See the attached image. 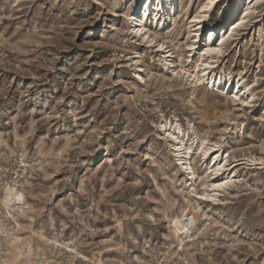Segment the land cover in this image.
I'll use <instances>...</instances> for the list:
<instances>
[{"label":"rangeland","instance_id":"obj_1","mask_svg":"<svg viewBox=\"0 0 264 264\" xmlns=\"http://www.w3.org/2000/svg\"><path fill=\"white\" fill-rule=\"evenodd\" d=\"M204 1L136 34L135 0H0V199L28 202H0L20 237L0 233V264H264V0L218 58L188 45ZM218 72L247 91L211 87ZM202 141L190 179L177 157Z\"/></svg>","mask_w":264,"mask_h":264},{"label":"bare ground","instance_id":"obj_2","mask_svg":"<svg viewBox=\"0 0 264 264\" xmlns=\"http://www.w3.org/2000/svg\"><path fill=\"white\" fill-rule=\"evenodd\" d=\"M178 1L179 0H135V2L133 3L130 9V13L128 16V21L132 33L135 32L137 34V32L139 33L144 29L145 25H138V24L139 23L143 24L142 20L149 13H152V15L154 16L153 22L156 21V17L160 18L159 21L156 22L157 27L163 26L165 20L169 16H171L172 13L174 12L175 7L178 4ZM218 1L219 0H205L197 8L195 14L191 17V20L189 22V27L192 28L190 29V31L192 32L193 40L191 41V44L188 45H194V43L201 44L200 57H203L212 52L214 54L213 57L218 58L219 55L222 54L223 52V46L227 41V39L235 40L238 38L237 36L238 34L234 33L236 25L239 24L243 25L249 13L253 11L254 7H256V5H258V3L262 0H244L240 11L238 10L237 7V0L220 1L218 10H221V14H223V16L220 18L221 20H217V19L210 20L208 19L209 13L213 10V8L217 6ZM237 10L239 11V14ZM240 14L241 16L239 17ZM235 17H237V19H234ZM137 26L138 28L136 29L135 27ZM162 45L163 43H161L160 46ZM139 68L141 71L144 70V67L142 66ZM204 70L205 68L202 69V71ZM223 73L222 75H220L219 73V76L217 74L215 77L207 78L208 83L210 84L211 87L215 89L217 88L219 90L221 89L222 92L229 88H232V90H235L236 92L238 91V93L247 91L248 89L247 84L240 81L242 80L241 77L235 80V78L230 77L228 74H225V72ZM205 75L206 72H202L200 75H197L196 81L204 78ZM179 144L180 146L177 147L176 149V154H175L176 156L182 155L181 149L183 147V143L180 141ZM202 145H203V141L201 142L200 145L198 144L197 148H192L191 146H187L186 147L187 150L184 154L185 156L177 157L186 160V163L182 168L183 173L185 174L190 173L189 171L192 170V167L190 165L191 153L196 152L200 149L204 155H207V151L209 148H206V150H202L203 149ZM193 177H194V173L192 170L190 179H193ZM0 202L5 208V211L8 210V213H11V211L13 210L15 211V214L17 216L18 214H22V215L26 214L25 208L27 207L28 202L25 199L24 193L15 186H12L11 184L4 185L3 194L1 196ZM12 218L15 219L14 214L12 215ZM192 220L193 217L187 218L186 214L173 217L172 219L173 227L176 235L178 234L180 238L179 241H182L183 238L188 236L187 232H189L190 230ZM16 226L17 227L20 226V223L17 221H16ZM0 233L1 235L5 233L7 236H9L7 243L8 244L15 243L14 250L18 251L16 244L20 240V237H18L13 232L9 233L6 227H4L1 222H0ZM55 242L54 244H56ZM5 262H6L5 260H2V264H5Z\"/></svg>","mask_w":264,"mask_h":264}]
</instances>
